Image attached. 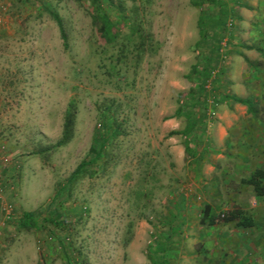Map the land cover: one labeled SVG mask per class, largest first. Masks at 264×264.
Wrapping results in <instances>:
<instances>
[{"label": "rangeland", "instance_id": "374dc122", "mask_svg": "<svg viewBox=\"0 0 264 264\" xmlns=\"http://www.w3.org/2000/svg\"><path fill=\"white\" fill-rule=\"evenodd\" d=\"M110 1L0 0V264H152L159 246L167 264H220L198 228L204 204L219 223L242 209L264 228L263 202L250 204L246 188L234 200L237 176L248 174L210 152L219 148L211 114L217 65L205 59L216 53L223 66L240 9L253 11L252 0ZM219 9L229 18L216 49L209 17ZM99 14L117 21L106 36ZM207 62L206 112L198 99L189 119ZM70 101L73 136L57 147ZM107 110L117 137L98 167L69 180L91 147L98 150ZM257 161L254 170L264 169V157ZM25 212L39 230L19 226ZM57 214L62 227L44 221Z\"/></svg>", "mask_w": 264, "mask_h": 264}, {"label": "crops", "instance_id": "0c3cea01", "mask_svg": "<svg viewBox=\"0 0 264 264\" xmlns=\"http://www.w3.org/2000/svg\"><path fill=\"white\" fill-rule=\"evenodd\" d=\"M250 3L258 8L253 11L240 9V17L236 20L239 32L229 40L231 51L226 56H220L224 59L220 60L223 66L217 60L219 57L216 53L205 59L213 57L217 65L212 90L218 103L215 102L217 108L209 113L214 115L212 133L219 148L216 149L214 145L213 149L210 148L214 151L210 152L222 159L218 162L220 165L227 162L234 166L238 174H248L242 178L237 176L240 177L236 182L239 189L233 195L234 200L241 202L242 197L246 196L244 190L248 189V196L252 200L250 204L253 205L259 200L264 203V195L257 197L246 183L256 171V164L260 163L257 159L264 157V1L252 0ZM203 118L205 122L206 114ZM228 146L231 152L225 154L223 147L226 149ZM230 147H234V150ZM205 161L209 162V159L206 157ZM210 164L216 165L214 162ZM262 184L264 186V180ZM243 199L244 203L249 201ZM202 216L203 213L198 216V228L206 233V244L210 243L217 250L220 264L226 258L230 259L231 264H264V228L259 230L256 223L252 227H242L234 222L203 226L200 224Z\"/></svg>", "mask_w": 264, "mask_h": 264}, {"label": "trees", "instance_id": "16d2710c", "mask_svg": "<svg viewBox=\"0 0 264 264\" xmlns=\"http://www.w3.org/2000/svg\"><path fill=\"white\" fill-rule=\"evenodd\" d=\"M80 1V0H77ZM90 1V3L94 6H99L100 4H111L110 0H88ZM193 3L195 4L196 1L193 0ZM196 5L199 6V3H197ZM222 9H219V11L217 12L218 14H213L212 16L209 17L211 23V27L209 25L210 28L213 29L214 32H212V36H210V39L213 40L216 49L219 46V43H221L223 35L227 29V21L229 18V14L228 11L224 10L221 13ZM52 17L54 19V21L56 22L59 31H60V35H61V39L63 41V46L64 48H67L68 44H67V36L63 30V23H62V19L61 17L57 14L54 13L52 14ZM204 18V17H203ZM130 20V18H128ZM99 22H101L102 27L101 32L103 33L104 36L107 35V33L113 29L114 27H116V22L115 20H113L111 17H109L108 15H100L99 14ZM215 28V29H214ZM135 33L141 35L140 32L136 31V29L134 30ZM205 33V32H203ZM141 48V47H140ZM208 63V62H207ZM211 65L213 66V63H211ZM209 63L202 69V72L200 74V83H198L196 89L192 92L193 93V97L191 100H194L193 103L187 104L188 106L190 105V108L192 111L188 112V110L186 111V117H188L189 119H191L194 116V111L197 110V108L200 106L199 104L203 103V105L206 104L207 98L205 95V82L206 80L210 77L211 75V71H212V67ZM199 99V104L198 100ZM197 101V102H195ZM241 102V101H240ZM187 108V106H184ZM179 113H181V110H178ZM184 111V112H185ZM204 111V110H203ZM75 113H76V106L74 104L73 101H70V103L67 106V109L65 111L64 117H63V125H62V134H61V138L60 140L56 143V146H62L67 144L72 136H73V128H74V121H75ZM102 115V123H103V131L101 130V136L99 137V141H98V150L95 149V147H91L90 149V157H88L87 159L83 160L75 169V171L73 172V174L71 175L70 179H73L75 176L82 174L84 171H86V169H88V167H98L99 163H100V159L102 157V154L106 148V144L109 138H116L118 135V130L117 127H115V119L112 118L110 116V112L107 111H103L101 112ZM203 116V115H202ZM110 122V123H108ZM203 123V122H202ZM191 128V126H190ZM263 180H264V170L262 169H257L256 171H254L251 176L248 178L247 180V185L251 186L254 193L256 194L257 197H261L264 195V186H263ZM219 216L215 215L213 212V208L206 204L204 206V210H203V216L200 220V224L203 226H213L215 225L217 222H219ZM45 222L53 225V226H58V227H62V225L64 224V221L61 220V216L59 214L54 215L53 217L49 218V219H45ZM224 223H229V222H235V224L237 226H242V227H252L254 222L253 219L250 217H246L244 216L243 212L241 210H233V211H229L227 212L225 215H222V220ZM41 222L39 221V219L36 217V215L32 212H25L22 214L21 216V220L19 221V226L21 228L24 229H34V230H39L40 229V224ZM164 251L160 248V246L157 248V250L154 252V257L151 258V263L152 264H167V262L164 260Z\"/></svg>", "mask_w": 264, "mask_h": 264}]
</instances>
